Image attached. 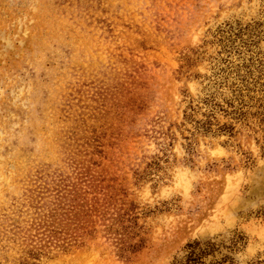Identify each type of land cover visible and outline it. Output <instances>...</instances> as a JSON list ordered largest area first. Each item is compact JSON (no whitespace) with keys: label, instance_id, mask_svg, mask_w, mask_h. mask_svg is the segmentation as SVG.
<instances>
[{"label":"rangeland","instance_id":"obj_1","mask_svg":"<svg viewBox=\"0 0 264 264\" xmlns=\"http://www.w3.org/2000/svg\"><path fill=\"white\" fill-rule=\"evenodd\" d=\"M234 87L240 119L211 104ZM235 232L264 260V0H0V264H171Z\"/></svg>","mask_w":264,"mask_h":264},{"label":"trees","instance_id":"obj_2","mask_svg":"<svg viewBox=\"0 0 264 264\" xmlns=\"http://www.w3.org/2000/svg\"><path fill=\"white\" fill-rule=\"evenodd\" d=\"M234 98H227L225 104L211 101L213 107L218 106L226 115H231L235 119H240L245 116L242 107L235 105V98L243 104L244 100L241 88L233 89ZM213 113L207 115V119L198 120L197 126L204 133H228L233 134L235 126L232 123H223L216 130L213 129ZM127 213L117 212L111 214L108 218L110 223L106 225L105 232L113 236L118 244L119 255L121 257L130 258L131 254L140 251L145 244V238L139 236L136 228L139 229L137 216H126ZM88 221V220H87ZM245 235L240 232H235L228 239L214 237L206 240L194 239L186 243L183 247V253L176 255L171 264H236V254L241 247L245 245ZM264 260H258L256 264H263Z\"/></svg>","mask_w":264,"mask_h":264}]
</instances>
